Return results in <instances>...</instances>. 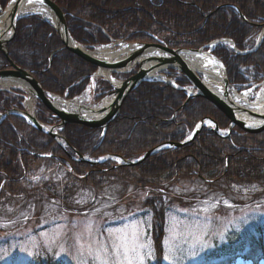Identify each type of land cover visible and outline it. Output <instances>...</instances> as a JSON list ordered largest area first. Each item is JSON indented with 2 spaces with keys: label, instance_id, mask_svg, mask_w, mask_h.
I'll return each mask as SVG.
<instances>
[{
  "label": "trees",
  "instance_id": "1",
  "mask_svg": "<svg viewBox=\"0 0 264 264\" xmlns=\"http://www.w3.org/2000/svg\"><path fill=\"white\" fill-rule=\"evenodd\" d=\"M9 1L0 0V13ZM54 1L65 13L70 35L78 43L97 47L110 39L145 43L158 39L171 48L200 49L212 41L230 39L235 49L220 43L213 51L225 66L230 85L238 92L252 87L257 92L264 82V37L254 50L264 24V0ZM61 47L57 31L40 15L19 20L7 45L12 62L32 73L44 90L73 99L90 85L97 68L68 50L57 51ZM8 64L0 51V70ZM166 75L181 88L157 80L142 82L127 96L105 133L74 123L63 127L59 133L66 140V149L11 113L24 110L25 91L0 90V231L17 226L16 211L29 216L28 208L15 206L13 197L30 192L44 202L57 200L59 209L83 211L86 206L78 209L75 200L85 190L79 191H102L106 201L119 198L123 207L117 211L119 205L115 206L113 214L101 211L108 213L103 225H121L140 215L136 210L140 208L142 215L152 214L161 227L176 211L193 209L194 202L201 203L218 190L224 194L235 190L240 196L249 195L251 201L264 196V131L249 134L235 127L229 136H221L212 125L204 126L193 141L163 148L134 166H118L111 159L97 164L76 160L80 154L92 160L117 155L135 161L160 145L184 141L206 118L220 129H228V118L213 104L202 97L188 98L183 87L190 82L184 75L174 69ZM111 91L110 84L98 78L94 100L100 101ZM35 113L46 125L60 123L38 101ZM54 166L62 174L60 182L43 176ZM119 181L133 186L131 196H126L129 190L124 185L115 194H105L110 190L103 191L107 185ZM251 238L244 258L254 264L264 262L262 227Z\"/></svg>",
  "mask_w": 264,
  "mask_h": 264
},
{
  "label": "rangeland",
  "instance_id": "2",
  "mask_svg": "<svg viewBox=\"0 0 264 264\" xmlns=\"http://www.w3.org/2000/svg\"><path fill=\"white\" fill-rule=\"evenodd\" d=\"M36 2L40 4L39 0ZM5 9L6 6L1 11ZM167 71L162 73L169 79L165 74ZM199 76L203 79V75ZM121 79L117 81L121 82ZM263 91L264 85L258 92L249 89L239 93L247 95L248 102H242L243 107L252 109L251 103ZM94 98L90 91L73 101L81 102L84 106H98L100 103H96ZM32 104V111L35 112L34 101ZM52 169L43 176L60 182L63 178L62 174L57 173L59 167L54 166ZM123 185L129 190L126 196H131L133 186L129 182L119 181L107 185L103 191L110 189L105 194H115ZM64 187L63 183L59 192ZM83 190L85 193L82 198L76 197L75 200L78 209L86 206L83 211L64 209L65 206L59 209L57 200L44 202L38 194L32 195L31 192L30 195L27 193L13 197L16 198L15 206H26L30 214L25 218L24 213L16 211L19 217L17 226L3 227L0 231V264H101V261L116 264L123 257L113 253V244H119L132 233L137 234L139 244L143 246V264H254L252 260L244 258L251 247L249 240L252 241L251 237L258 234V227H262L264 235V196L251 201L249 195L240 196L235 190H229L226 194L218 190L203 200L202 204L194 202L193 209L176 211L168 223L161 227L152 214L142 215L140 208L136 209L140 215H133V218L121 225H103L108 220V213L101 211L110 210V214H113L114 207L120 203L119 198L115 202L114 198L106 201L102 191L95 193L93 190L82 189L79 192ZM142 198L143 195L135 199L138 203ZM66 202L72 205L70 199ZM120 205L117 211L123 208ZM136 264H139V260Z\"/></svg>",
  "mask_w": 264,
  "mask_h": 264
},
{
  "label": "water",
  "instance_id": "3",
  "mask_svg": "<svg viewBox=\"0 0 264 264\" xmlns=\"http://www.w3.org/2000/svg\"><path fill=\"white\" fill-rule=\"evenodd\" d=\"M27 0H13L7 6V8L3 11L0 16V20L8 15L9 25H6L4 30L0 31V51L4 54V56L9 61V68L0 70V83L4 81H13L18 84L14 87L22 88L24 91L29 93V97H34L40 103H42L48 111L53 113L59 120L60 123L58 126L48 127L42 122L38 120V118L28 111H24L21 114L25 116L34 128L39 130L42 133L48 134L56 139L59 144L64 147L67 145L66 140L59 134V130L65 127L67 124L74 123L84 125L88 128L92 129H102L103 133H105L107 126L118 116L120 109L122 107L123 102L127 98V96L142 82L149 80H161L159 78H155V73H159L165 69H176L180 73H182L187 80L191 83L192 87L195 89V93L192 94L189 98L193 97H202L205 100L209 101L213 104L218 110H220L229 120V128L228 135H230L233 128L237 127L240 130L249 133V134H258L264 131V112H257L252 109H247L241 106H238L235 102H233L229 97V80L227 77L225 66L221 63V61L211 54V49L209 52H204L202 49H175L170 48L169 46L163 43H137V47L134 50H126V54L122 53L118 58L114 56H108L109 59H101L97 58L91 54L90 51L85 49L86 47L78 44L71 37L67 22L66 16L61 8L54 2L53 0H43L42 4L45 6L54 16L56 23L52 24L49 20L46 19L57 31L62 47L58 49L60 50H68L69 52L75 54L82 60L87 63H90L92 66L98 68V70H107L110 73H131V75L120 82L119 85H114L110 80L108 82L111 85V102L108 105L103 106L102 108H88L85 107L90 113L95 114V117L87 116L86 114H82L81 112H73L66 109H62L57 107L54 102L48 96V93L42 88L40 83L32 76V74L28 71L21 69L19 66L15 65L10 58L8 57L7 45L14 38L16 34V25L21 18H24L30 14H38L36 12L20 15L19 11L22 7V4ZM37 1V0H35ZM37 3V2H36ZM6 24V23H5ZM263 31L261 37L258 41L257 46L260 45L264 36V24L262 25ZM113 45V53L117 51H122L124 49L132 47V44L124 43L121 41H117L112 44ZM150 51L157 52L160 54H164V56H148L145 58L144 56ZM181 52H191V53H201L203 55L210 54L211 57L215 60H218L222 66L224 73V93L221 96L216 94L214 91L209 89L205 84L203 79L199 76V74L194 73V71L188 66V64L181 58ZM125 54V55H124ZM150 62H154V64H147ZM135 68V71H127V69ZM168 84L170 82L166 81ZM3 89V88H2ZM242 114L245 116H249L250 118L257 120L258 123L251 124L250 121L242 117ZM208 123H213L215 128L213 131L217 134H221L220 128L210 118L202 120L197 127L195 128L193 134L190 136L191 138H187L186 140L179 143H165L156 147L155 149L148 151L144 156L136 161H127L126 159L115 156V158L120 159L122 164L125 166H134L145 160L148 156L153 153L166 148L168 146L180 147L184 144H187L193 141L200 130L204 125ZM78 156L86 162L90 164H97L100 161H104L102 159L100 161H92L84 158L82 155L78 154ZM111 157V156H109ZM113 158V157H112ZM108 159V157L106 158Z\"/></svg>",
  "mask_w": 264,
  "mask_h": 264
},
{
  "label": "bare ground",
  "instance_id": "4",
  "mask_svg": "<svg viewBox=\"0 0 264 264\" xmlns=\"http://www.w3.org/2000/svg\"><path fill=\"white\" fill-rule=\"evenodd\" d=\"M40 13L45 19L49 20L50 22H52V24L56 23V20L54 18V16L52 15V13L42 4L36 3L35 0H33L32 3H28V0L25 1L22 4V7L19 11L18 16L20 15H25V14H29V13ZM6 23V24H5ZM6 25H9V18L8 15H5L1 22H0V31L4 30ZM137 47V45H132V47L124 49L122 51H117L115 53L111 52L113 51V46L112 45H108V46H104V47H100L95 49L94 51H90L92 55H94L97 58H101V59H109L107 58L108 56H114L115 58H118V56H120V54L122 53H127L126 50H135ZM124 54V55H125ZM164 56V54H160L157 52H153L150 51L149 53H147L144 57L147 58L148 56ZM181 58L188 64V66L194 71V73L196 74H201L203 75V81L204 84L211 89L212 91H214L216 94H218L219 96L222 97L223 93H224V73H223V69L221 64L219 63L218 60H215L211 57L210 54H206L203 55L201 53H191V52H181L180 53ZM154 64V62H150L149 64H147V67L149 65ZM131 70V67L128 68V71ZM100 73L102 75H104L105 77H107L108 79H110V81L114 84V85H119L120 82L113 79L110 72L107 70H100ZM155 76H157V73H155ZM18 83L17 82H13V81H4L0 83V86H16ZM229 97L230 99L235 102L238 106L243 107V105L241 104L242 102H248L247 101V95H240L238 94L234 89L229 88ZM112 98H105L104 101L102 102V104H100L97 108H101L105 105H108L111 102ZM32 104V102H31ZM31 104H29L31 106ZM54 104L59 107V108H65V109H69L71 111H78L81 113L86 114L87 116L90 117H95L96 115L93 113H90L87 109H84V106L81 102H69L66 101L62 98H58L54 96ZM251 108L254 111L257 112H264V91L259 95V97L257 98V100L253 103H251ZM242 117H245V119H247L248 121H250V123L255 124L258 123L257 120H254L252 118H250L249 116H244L242 114Z\"/></svg>",
  "mask_w": 264,
  "mask_h": 264
},
{
  "label": "snow or ice",
  "instance_id": "5",
  "mask_svg": "<svg viewBox=\"0 0 264 264\" xmlns=\"http://www.w3.org/2000/svg\"><path fill=\"white\" fill-rule=\"evenodd\" d=\"M13 2H16V0H13ZM32 2L33 0H28V3ZM39 2L43 3V0H39ZM112 251L118 257H123V260L118 259L116 264H136L137 260H139V264H143V246L139 244L136 233L125 236L119 244H113ZM164 259L167 260L168 257L165 256ZM101 264H107V262L101 261Z\"/></svg>",
  "mask_w": 264,
  "mask_h": 264
}]
</instances>
